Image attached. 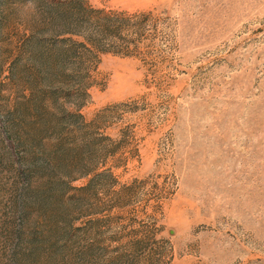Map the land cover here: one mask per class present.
I'll use <instances>...</instances> for the list:
<instances>
[{
	"label": "rangeland",
	"instance_id": "rangeland-1",
	"mask_svg": "<svg viewBox=\"0 0 264 264\" xmlns=\"http://www.w3.org/2000/svg\"><path fill=\"white\" fill-rule=\"evenodd\" d=\"M0 264H264V0H0Z\"/></svg>",
	"mask_w": 264,
	"mask_h": 264
}]
</instances>
